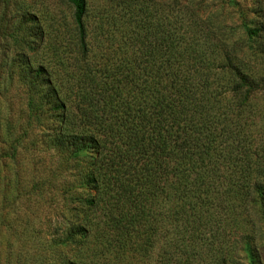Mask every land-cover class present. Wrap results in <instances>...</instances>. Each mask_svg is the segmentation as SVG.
<instances>
[{
    "label": "trees",
    "instance_id": "obj_1",
    "mask_svg": "<svg viewBox=\"0 0 264 264\" xmlns=\"http://www.w3.org/2000/svg\"><path fill=\"white\" fill-rule=\"evenodd\" d=\"M67 1L86 52L88 0ZM180 6L160 0L159 18L124 29L114 74L101 87L88 76L74 112L44 67L27 65L29 89L50 88L44 95L67 128L57 145L89 160L84 202L109 206L96 230L162 240L161 264H211L212 232H237L247 263L260 264L264 106L251 102L264 95V21L244 23L238 36L237 26H204L195 9ZM93 230L71 226L68 239L85 241Z\"/></svg>",
    "mask_w": 264,
    "mask_h": 264
},
{
    "label": "rangeland",
    "instance_id": "obj_2",
    "mask_svg": "<svg viewBox=\"0 0 264 264\" xmlns=\"http://www.w3.org/2000/svg\"><path fill=\"white\" fill-rule=\"evenodd\" d=\"M180 8L195 9L204 26H237L238 36L244 23L264 21V0H181ZM159 15L160 0H88L84 52L67 0H0V264L162 263V240L135 239L131 231L115 234L111 227L96 230L109 206L85 204L92 195L82 185L89 160L72 159L67 148L57 145L56 137L67 129L61 111L48 104L46 84L29 89L26 69L44 67V78L50 77L72 108L81 101L88 76L101 87L97 83L114 74L111 66L121 58L117 47L124 29ZM252 104L260 111L264 95ZM87 223L94 229L89 239H68L71 226ZM222 233L212 232L211 264H248L239 233ZM254 243L264 264L262 231Z\"/></svg>",
    "mask_w": 264,
    "mask_h": 264
}]
</instances>
